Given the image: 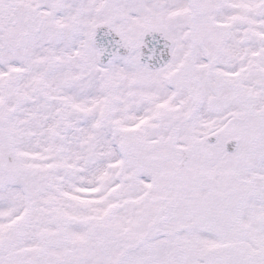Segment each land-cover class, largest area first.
<instances>
[{
	"label": "snow or ice",
	"instance_id": "6c2138e0",
	"mask_svg": "<svg viewBox=\"0 0 264 264\" xmlns=\"http://www.w3.org/2000/svg\"><path fill=\"white\" fill-rule=\"evenodd\" d=\"M0 264H264V0H0Z\"/></svg>",
	"mask_w": 264,
	"mask_h": 264
}]
</instances>
